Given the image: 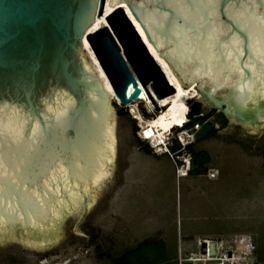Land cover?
Segmentation results:
<instances>
[{"label": "water", "instance_id": "water-1", "mask_svg": "<svg viewBox=\"0 0 264 264\" xmlns=\"http://www.w3.org/2000/svg\"><path fill=\"white\" fill-rule=\"evenodd\" d=\"M117 1L180 86L233 123H264V0L107 4ZM103 4L0 0V243L48 246L109 178L113 99L82 50L83 34L118 105L141 86L151 100L150 91L173 90L123 6L84 32Z\"/></svg>", "mask_w": 264, "mask_h": 264}, {"label": "rangeland", "instance_id": "rangeland-1", "mask_svg": "<svg viewBox=\"0 0 264 264\" xmlns=\"http://www.w3.org/2000/svg\"><path fill=\"white\" fill-rule=\"evenodd\" d=\"M139 100L122 106L111 100L112 170L87 210L70 214L48 246L0 243V264H104L146 237L162 238L171 264L175 255L195 253L200 240L210 238L218 246L203 264H229L232 256L237 259L230 264H264V123L252 129L211 111L213 132L200 139L196 132L191 143L207 152L205 169L179 177L165 154L143 152L149 143L136 134L131 104L144 118L160 107L156 98L149 106ZM189 100L199 102L202 112L210 109L197 97L184 105ZM208 131L204 126L200 132ZM246 243L243 252L237 244Z\"/></svg>", "mask_w": 264, "mask_h": 264}, {"label": "bare ground", "instance_id": "bare-ground-1", "mask_svg": "<svg viewBox=\"0 0 264 264\" xmlns=\"http://www.w3.org/2000/svg\"><path fill=\"white\" fill-rule=\"evenodd\" d=\"M107 1L108 0H104L102 14L100 16H94V19L86 27L84 32L90 31V30L98 27L100 24L104 23L105 22L104 17H103L104 14L111 11L115 6H118V5L123 6L127 16L129 17L134 28L136 29V31L140 35V37H141L142 41L144 42L145 46L147 47L149 53L152 55L154 60L159 64V66L163 70L168 83L173 86V90L171 93L164 95L162 97H159V98L154 97V95L150 91L151 96H152V100L149 98V96L147 95V92L144 90V88L142 86L140 87L139 94H138L137 98H135V99L141 98L142 100H140V101L146 103L147 106H149L150 102L155 104L156 101L154 102V100H153L155 98L159 101V102L157 101V106H159L160 109L158 111H156L155 113H153L151 110H149L150 112H152V115L148 118H144L141 116V113L138 111L135 103L131 104V107L133 109V114H134L133 116L138 121V125L140 127L139 132H140L141 136L145 139L147 138V140H150V142L152 144H156L160 140H162L163 134L166 131H168L172 126L182 124L184 117L186 115V114H184L186 111V107L184 105L185 99L190 98V97H197L198 93L194 89H192L191 87L180 86L176 82V80L173 78L170 71L166 67L165 63L163 62V60L159 56L158 52L154 49L151 42L145 38L141 29L139 28L137 23L134 21L131 14L127 11L125 4H124V1H117L115 3H112V5H108ZM81 40H82V44H83L82 50H85L84 54L86 53L88 55V60L92 66V69H93L97 79L101 83L103 89L106 90V92H108L109 98H112L113 100L116 101V97L113 93V90L111 89L109 83L107 82L105 76L102 73L101 68L99 67L95 58L93 57V55H92V53L88 47V43H87L86 39L84 38V34L82 35ZM133 100L134 99L130 100L126 104H130L131 101H133ZM110 109H111V167H112L113 143H114L113 123H114V116L115 115H114L113 108L110 107ZM111 170H112V168H111ZM88 206L85 205L86 209L88 208ZM81 211H82V202H79L74 207L71 214H73V213L79 214ZM247 241H248V238H247ZM237 246L239 248H241L240 249L241 251L245 252V250L248 247V244H247V246H245V244L244 245H238L237 244ZM228 259H229L228 261L230 264L231 260L234 261L237 258L235 256H232Z\"/></svg>", "mask_w": 264, "mask_h": 264}, {"label": "trees", "instance_id": "trees-1", "mask_svg": "<svg viewBox=\"0 0 264 264\" xmlns=\"http://www.w3.org/2000/svg\"><path fill=\"white\" fill-rule=\"evenodd\" d=\"M188 103L189 104L187 106L185 105V107L187 108V111L185 113L186 119L181 124V127H191L193 123H199V128H198L199 131H196L197 135H195L196 139L202 138L203 136L209 134L210 131L213 132L214 121L208 120V116L210 115V112L213 111L214 109L211 108L207 112H202L199 102L189 100ZM220 116L222 115L220 114ZM204 126H208L209 131L207 133L200 132L202 131ZM170 148L175 149L176 145L174 144ZM142 150L146 154L149 153L152 154L146 143L143 144ZM187 150L189 151V156H190L189 159L190 166L187 169L186 174L188 175L198 174L200 170L205 169V163L208 161L209 156L207 152L203 150L192 149L191 144L187 146ZM173 259L174 262L172 264H177L176 255ZM171 260L172 259H168L166 257L165 245L162 238L146 237L138 241L132 247L126 248L118 254L111 255L108 258V261L104 264H171ZM254 260L259 261L260 257L256 256ZM186 263H188V261L183 260L181 264H186Z\"/></svg>", "mask_w": 264, "mask_h": 264}, {"label": "built area", "instance_id": "built-area-1", "mask_svg": "<svg viewBox=\"0 0 264 264\" xmlns=\"http://www.w3.org/2000/svg\"><path fill=\"white\" fill-rule=\"evenodd\" d=\"M185 119L186 118L184 117V120ZM198 128H199V123H193L191 127H181V124L174 125L163 134L162 140H160L158 143L152 144L150 142L153 148V152L155 154H165L168 157V159L171 161L174 167V174L176 176L180 177L185 175V172L189 168L190 156H189V151L187 150V146L191 144V142L193 141L194 134L198 130ZM136 134L139 138L144 139L145 141L147 140V138L145 139L140 135L139 130L136 131ZM174 144L176 145V148L171 149L170 147ZM237 238L238 235L234 237L235 243ZM214 239L212 238L201 239L205 242L204 250L203 251L197 250L195 253L191 252L190 254H188V256L177 257V264H181L183 260H187L188 262L191 261L193 262V264H203L208 260L212 259L213 253L211 254L209 252L208 243L212 240L214 242V248H216L217 241H214Z\"/></svg>", "mask_w": 264, "mask_h": 264}, {"label": "clouds", "instance_id": "clouds-1", "mask_svg": "<svg viewBox=\"0 0 264 264\" xmlns=\"http://www.w3.org/2000/svg\"><path fill=\"white\" fill-rule=\"evenodd\" d=\"M186 111H187V108H186ZM133 118H134V117H133ZM185 118H186V117H185ZM134 119H135V118H134ZM184 121H185V120H183V122H184ZM183 122H182V123H183ZM146 141H148V143H149V144H148V147L151 148V152H152L153 154H155V153L153 152V148H152V145H151V143L149 142V140H146ZM156 155H159V154H156ZM189 166H190V165H189ZM185 175H186V172H185ZM183 176H184V175H183Z\"/></svg>", "mask_w": 264, "mask_h": 264}, {"label": "flooded vegetation", "instance_id": "flooded-vegetation-1", "mask_svg": "<svg viewBox=\"0 0 264 264\" xmlns=\"http://www.w3.org/2000/svg\"><path fill=\"white\" fill-rule=\"evenodd\" d=\"M140 100H142L141 98H140ZM211 109V108H210Z\"/></svg>", "mask_w": 264, "mask_h": 264}]
</instances>
